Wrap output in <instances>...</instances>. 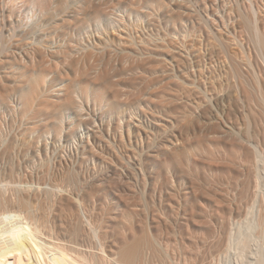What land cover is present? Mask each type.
Segmentation results:
<instances>
[{
  "label": "rangeland",
  "instance_id": "rangeland-1",
  "mask_svg": "<svg viewBox=\"0 0 264 264\" xmlns=\"http://www.w3.org/2000/svg\"><path fill=\"white\" fill-rule=\"evenodd\" d=\"M2 1L3 0L0 1V12H1L0 13V64H1L0 65V91L7 89L8 88L7 86L10 87L11 85V87L8 89L11 92L6 94L7 100L5 98V102L3 103V105L0 106V114L2 115V118H3V119L1 118L2 125H0V127L2 126V130L0 132V183L1 185L4 184L3 187H5L3 188L0 185V197L2 199L0 203L2 204L3 202L2 204L3 207H6V208L15 207V209H17L16 208L18 207L17 199H19L20 196L23 197L25 193H26L25 196L34 195L35 197L32 196L30 198L32 199V198H36L38 194V197L36 198L37 201L35 199H33L32 201L34 203V206H35L34 210L36 213L43 212L41 210L43 209L46 215L49 214V216L47 215L48 218L50 220H53L54 223L57 222L58 224L59 223L65 224L66 222L72 223L71 221H73L74 222L73 224L76 225L84 220L83 222H85L86 226L83 225L84 223L82 222L83 224L80 223L81 226L79 227H81L82 230L84 229L85 233L90 232L88 231V228L90 229V227L87 228L88 224L86 223L88 222L86 221V218H85L86 216L89 217L90 220L92 219L94 221L93 222L94 225L97 224V226L95 225L97 227V230H99L102 233V235L105 236L104 242L107 243L106 251H108L109 253L113 251L112 249L117 248L119 244H122L124 239H127V238L130 239L135 236L141 237L143 234L148 233L149 235L148 234L147 235L149 237L151 235L150 238L151 239L153 238L152 239L153 241L156 238H157L156 239L157 241L156 240L154 241L156 250L147 249L146 251H144V253L146 252L143 257V261L145 264H217L219 260L221 264H250V263L253 264V262L255 263L254 261L255 253L259 251L257 249H260L258 248L260 244L261 245H264V244H263L262 239L257 240L256 238H254L255 237L253 235L255 232L254 230H253V233L251 234L253 236H251L252 238L250 239V243H249L250 249L246 248L245 252H243L244 255L239 253L238 252L239 250L236 251L235 249L233 250V248H229V250L224 249V247L221 245V241H223L225 238H228L229 232L231 233L232 231H235L237 234L238 229H239V232L246 231L248 233L249 232V230H247L248 228L247 225H249L248 221L253 223L252 222L253 220H249L253 215H250L251 216L250 217V216H246V214L244 213L245 208L247 210L249 206H252V203L248 204L247 197L245 195L243 196V194L240 193V191L242 190L241 188L243 186V185H240V184H243L242 179L240 177H239L240 178L239 180L234 179L233 177H231L232 176L231 173H228L231 175H228L226 172L222 173L219 171H215L213 173L210 171L207 172V170L205 169L206 172H203L205 170H200L201 172L200 174H198V179L199 177L200 179L196 181L197 179L194 178L196 176L194 175L196 174V171L195 170L191 171L190 169L192 167L188 170H185L187 169L186 165H183L185 168L184 172L178 169L181 167H178V168H174L173 170L172 169L169 170L171 172H168V173L162 172V174L158 176L159 168L157 164H154V160H153L156 154L162 153L163 150H165L168 147V145L169 146L171 145V141L173 144H175L177 141L179 142L180 137H182L181 139L185 141V145L187 144L189 145V143L192 145V146L189 145L191 147L188 146V148L190 149L194 148L193 145H195V142L192 140H194V138L196 137H194L195 132L192 129V125H193L192 120L195 119V117L198 115V112L200 111L199 110L200 107L201 108L207 107L210 104L208 102L209 100H207L206 103L204 102L208 98V93H205L202 90H198V88L200 89V87L197 88L195 86H199L200 83H204V85H208L210 83L222 82L224 78L223 74H221V76L215 77L217 79L214 78V81H213V80H208L209 78L208 76L210 74H207L206 71L207 69L209 71L211 69L215 71V74H219V71L222 73L221 71L222 64L223 66L225 65V62L222 59L223 61L220 60L218 62H215V64L217 63L215 66L214 64L212 65V67H209L208 65H206L208 67L205 66L204 70L202 68L201 69L198 68L202 72H200L197 69L196 67L197 61L195 60L197 59L196 57H199L200 54H201V57L202 55H204V57L207 56L208 51L210 50L209 48H212L211 47L212 40L211 39L207 40L208 38L207 34L202 31H207V30L210 31L212 30L210 28L216 29L218 27V33H219L218 35H221L222 33L220 34V32L222 31L224 32V29L222 28L223 26L221 27L222 22H220L222 19L221 16L225 15L224 13L225 10L227 14L231 12V8L233 7L232 11L234 12L235 10L236 13L232 12L233 13L232 15L229 13V15H231L233 18L231 17L232 18L231 19L229 17V19H227L229 15H226L225 17H223V19L225 18L227 19V21L225 19V22H227L229 25H227V23L225 25L224 20H222L224 22L223 23L224 26H226L224 27L226 28L225 31L226 32L229 31L228 32L229 34L230 28L231 30H233L232 28L234 27V24L236 22L234 18L239 16L238 15L239 13L237 12L243 9V6H242L243 0H241L242 2L238 0L240 3H238V1L236 0L238 3L237 5L242 3L241 5L236 6V7H235L236 2L234 0H222L224 4L221 3V0H218V1L217 0H214V1L201 0V3H200V0H195V1L194 0H166V3H165V0H163V3H165L166 5L165 4L161 5V7L163 6L162 9L160 6L156 8L157 5H155V3L151 5V6L154 5V7L152 8L150 4L147 2V0H140V1L138 0V2L137 0H119V1L118 0H108V1L107 0H98V1L96 0L97 2L95 0H93V2L92 0H90L92 4H95V5L96 3L101 1V4L98 3L97 5L98 6L100 5L99 8L100 9L102 8L100 11L104 13V14H101L102 19L100 18L102 21L100 20L99 22H97V20H95L94 17L91 18L87 16V18H85L84 21L88 20L89 22L88 21L87 23L85 22L86 26L84 25L83 27L85 29L83 28L79 29L80 31L77 28L75 29L73 25H70V27H72V29H70L69 27V31L70 30L71 31L70 33L69 32L68 33L70 35L68 33L64 34L66 36L60 35V36H64V40L67 39L66 40L67 43L63 42L64 41L63 37L56 35L57 32L55 31L45 30V32L43 31L44 32L43 33L42 32L43 29L41 30L40 27L36 26L33 23V22H36L38 17L29 18L30 14H26V12L28 13V11L23 10L24 8H21L19 11L15 10V12L12 14L11 17L9 15H8L9 17H7L5 16V14L3 15L2 10L5 9L4 8L5 4H3ZM68 1L71 2V3L69 2L70 6L71 7L73 6L72 10L75 7L78 11L79 7L83 5L85 0H81V1L74 0V4H73V0L72 1L68 0ZM260 1L262 0H259L258 5L259 3L264 4L263 3L264 0L262 2ZM76 2L79 6L76 5ZM80 2L82 3L80 4ZM117 2L119 3L117 4ZM187 2L188 4H186ZM210 2H214V3H210ZM247 2L248 0H246V2L244 0V4H245L244 7H246V5L249 3ZM144 3L147 5H145ZM215 5L216 7L218 6L217 7L218 9H220V11L218 9L215 10L217 14L213 12L214 10L212 11ZM177 6L178 7L180 6L181 8L180 7L178 8ZM146 7H148V9ZM239 7L242 9H240ZM261 7L260 9L262 10L261 11V15H262L264 12L263 11L264 5H261ZM75 8H74L75 10L74 12L77 14L76 16L78 17L79 12H81V8L79 9L78 12L76 11ZM236 8L237 10L238 9L239 10L237 11ZM132 9L133 11L134 9H136L137 11L135 10V12L138 13L139 15L133 11H130ZM156 9L158 10V13H156ZM147 12L148 13L151 12V13L147 14ZM218 12L223 14L221 15L219 13L221 15L220 16L221 18L217 17ZM212 13H214L213 17L214 19H216V22L218 24L213 22L214 19L212 17L213 15ZM25 15H27V17ZM207 15L209 17H207ZM4 16L7 18H5ZM197 16L198 18L200 16L201 19L200 18L197 19ZM82 17L84 16L83 14L81 15L80 13L79 18H82ZM261 17L264 18V14ZM181 18L183 21L180 20ZM202 18H203V22L206 23L205 27L207 28L208 26L210 30L208 28L205 29L204 27H202L200 29L201 31L199 30L200 31L199 33L198 31L199 25H197V23L199 21L200 23H202L201 22ZM32 19L33 20L35 19V20L33 21ZM196 19L198 22L196 21ZM202 24H200V27L202 26ZM215 24L219 26L216 27ZM11 25H13L12 27L15 28L13 29V31L11 30L12 29ZM99 25H102V27H100ZM194 25L196 26V28ZM4 26H5V29H4ZM227 26L229 28H227ZM219 27H221L220 31H219ZM36 28L39 30L36 31L37 30ZM11 32L12 33L15 32V34L13 33L14 35L12 36ZM71 32L73 34H71ZM226 32L224 33L226 34ZM41 33H43L44 35L42 34L43 35L42 36ZM209 33L208 35L211 37L212 34H209ZM224 33L222 34L223 38H225ZM232 33H231L232 36L230 35L231 37L234 36L236 38H239L242 32L237 31V33L235 32V34H232ZM214 34H217L216 31ZM201 35L202 36L204 35V36L201 37ZM24 36L27 38H25ZM245 36L246 35L243 34L242 37L240 36L241 38L239 39H244ZM99 37L102 41L99 39ZM108 37H111V39H109ZM204 37L206 38L207 42L209 41V44L205 42ZM234 37L232 39L235 40L236 38ZM239 39H236L238 41L237 44L235 41H232V40L230 43L233 42L237 47L241 43L243 44L248 43L245 40L247 39L246 37L244 40L242 41L240 40L241 41L240 43H239ZM129 41L131 42V44ZM41 42L42 44H40ZM103 42L104 43L106 42V43L104 44ZM199 43L202 44V46H200L201 50L197 46V45H200ZM203 43L205 46L203 45ZM66 44L67 45L69 44L70 46L67 47ZM206 44L208 46L210 45L209 48L208 46H206ZM234 44H231L233 46L230 45L231 46L230 50L235 48L234 50L236 51L237 47ZM41 45H44L45 47H41ZM105 45H107L106 48H105ZM244 45L245 47H247L246 46L247 44H244ZM36 47L41 48V49L43 48L42 51L45 54H48L54 50H55L54 52H56L58 50L65 49L66 47L71 48L69 50L72 52H69V53L70 54L72 53L71 54L72 56H70L72 60L79 59V61H81L84 55H87V54H89V57H87V59L92 57L90 58L92 61L90 59H88L87 61L86 59L87 61L86 62L84 59L85 64L84 62L80 63L78 61L79 62V65H77L78 67L73 66L74 64L72 65L70 63L71 61L70 62L68 61V58L66 62H64V60H61L64 63L60 62L61 63L60 65H58L59 63L56 64L58 65L57 68L59 69H57L56 67L54 68L52 67V69L54 70L56 69V70L55 71L53 70L51 72L52 74L51 73L48 74L49 76H47L46 86H45L46 90L50 89L48 92L49 95L47 94L50 99L56 100V98L60 97L62 93H64L67 90L68 87H69L68 88L69 90L73 88V83L75 81L77 82L76 78L81 76V75L79 76L80 74L79 72H76V75H75V69L78 68V71H79V70H82L83 68L84 69L86 68L87 73L91 74L89 77H92V79H94L95 77V75H93L94 73L97 74L96 76H98L100 74H105V72L108 71L106 72V75L108 74V77L109 79H111L110 81H112V83L116 84L117 82H120V83H117L118 85L120 84L119 86L117 85V87L118 89L122 91L117 89L119 93L117 94V99H115L116 101H118L119 99V101L115 102L113 100L114 98L112 99L110 96H108L110 94L106 93V91L104 94L99 95L98 93L101 90L98 88L97 85H96V89L98 88L99 91L95 89V85H94V87L93 86L90 87L91 90L93 89L92 93H90L91 90H88L90 91L88 93L89 97L85 99L83 96V99H82V95L80 92H78L79 89L77 87L76 88L77 91H74L77 95H75V93L73 95L76 96V98L74 97L77 101L76 103L79 104L80 102L79 108L81 107L80 109L82 110L78 109V107L77 108L73 107L71 108V110L69 109L68 111H66L65 114L62 115L63 122L65 121L64 125L66 129L63 131V133L61 132L59 134V138H58V135L56 136V134L53 133V131L48 132L46 128L43 127L45 124L44 123L45 117L43 115L44 113L42 114L41 111H38L37 109L38 106H36L35 103L33 105V108L35 109V110L33 109L34 111L33 113L35 114H32L34 117L32 115L30 116L31 118L30 117L27 118L26 116H24L26 118L25 119L24 117H22V113H20L22 112L21 110L22 107H21V101L18 96V93L17 91L15 92L16 88L14 89L12 87H16L15 85H17V82L19 81V79H21L20 81H22V79H24L27 75H29L28 74L29 72L23 73V71L25 69H28L27 67H31L30 60L32 57L31 56L32 52H33L31 49H34ZM235 51H233V53ZM198 52H199V55L197 54ZM5 53L6 54L8 53V55H5ZM81 55H83V57H81ZM73 57H75L76 59ZM47 59L53 64V60L51 61V58L49 60L48 56H46L45 64H44L45 66L47 65V61H46ZM65 63H67V65L70 63V65H72L71 67L74 70L73 69L70 70L68 68L70 67L69 65L68 67H66V65H64ZM24 65L26 66V68L23 67ZM119 67H121V71ZM66 68L69 69L70 71L67 70ZM60 69L61 70L64 69V70L61 71ZM13 70H15L17 73ZM99 71L100 72L103 71V72L100 73ZM21 72L23 73V75H21L22 74ZM120 73L122 74L120 75ZM112 74H114L113 77H112ZM70 75H71V78L75 77L74 82L72 80L73 78L72 79L70 78ZM202 75L205 76V78L207 79L205 80L206 83L204 80H201L200 76ZM62 76H64V78L66 79L62 78ZM66 76L69 78H67ZM125 77L128 78L129 80L126 79ZM121 78L128 80L127 82H130V83H127L124 80L127 83L126 84L124 82L125 83L124 85L123 80L122 81L118 80ZM130 78L132 79L130 80ZM49 79L50 80L52 79V80L50 81ZM198 80H201L203 82L200 81L199 83ZM75 85L78 86V82L75 83ZM198 91L200 93L204 92L203 96H205L206 99L203 96L201 97V99L203 100L198 99L197 97H199L200 95V94L198 95L199 93ZM96 94H98L99 96H102L101 97L102 100L98 98ZM103 96H105V98H103ZM107 98L109 99L107 100ZM85 100L86 101L88 100V101L86 102ZM112 101L120 104L118 105V108L115 111L112 109L111 104H109V102H112ZM198 101L200 103L199 105L197 103ZM77 109H78V112L79 110L81 112L80 113H78L77 111L75 112V110ZM211 110H213L214 112L216 111L213 106L211 107ZM36 112L37 113L40 112L41 114L40 113L37 114ZM76 113L78 114L80 119L76 116L77 115ZM38 120L40 122H38ZM45 132H48V133H45ZM26 133L28 134L26 135ZM15 137L17 139H15ZM21 138L23 139L21 140ZM174 138H176V140ZM181 139L179 143H184L183 140ZM11 140L12 141L16 140V141L12 142ZM187 141H189V143L186 144ZM178 142L176 144H179ZM11 146H12V149H11ZM160 147H161V150L159 149ZM10 149L13 152L14 151L15 152L14 153L11 152ZM23 149L25 150L23 151ZM195 150L194 151L197 153L198 148H196V146H195ZM54 160H55V163H54ZM57 160L60 161V164H56L57 162L59 163V161ZM78 163H81V164H78ZM67 168H69V170ZM67 170L70 172L74 171L75 173L79 172L77 173L79 174V177L77 176L78 179L80 178L79 181L76 180V183H74V180L72 181L70 180V178L66 177L68 176ZM202 172L204 174L205 173L206 174L208 173V174L204 175ZM197 173H199L198 170H197ZM201 174H203V178ZM208 179L209 181H211V183L208 181ZM232 180L235 182L238 180L237 184L233 182ZM35 182H36V185H35ZM198 182H200L201 185H198L199 184ZM28 185L31 186L30 189H28ZM54 185L56 187L58 185L60 186L55 188ZM46 190L47 192L50 191L53 195L52 194L50 195V193L47 194V192H45ZM77 195L79 197H77ZM80 195L81 196L83 195V196L80 197ZM212 196H214L215 198ZM242 196L243 198H241ZM45 197L48 198L50 202ZM78 198H80V200ZM77 199H78V202L76 201ZM215 199L219 203L220 202L221 203L220 204L217 203ZM223 199L227 200L228 203L227 201L224 202ZM61 201L62 203L64 201V205L68 203L69 204L73 203L70 206L71 207L73 206L72 208L74 209V211L79 210L78 212L76 211L79 215V218L77 215L74 216V214H77L76 212L74 213V211H73V216L70 215L71 218L73 217L72 220L68 215L67 217L66 215H64L63 217H61L62 215L59 216L60 214L58 212H61V210L59 209L62 203L60 204L58 202H61ZM80 202L82 204H80ZM35 203L37 204L39 208L36 207ZM41 203L42 205H39ZM48 204L50 205L48 206ZM43 205L45 206L47 205V207H44ZM75 206L80 209L78 208L76 209ZM84 206L86 208H84ZM56 209L59 210L57 212L58 214L56 213L57 211ZM82 209H84V211ZM231 211L234 213H232ZM235 211H238L240 213L238 214V212H235ZM84 214L85 215L87 214V215L85 216ZM240 214H242L243 216ZM56 216H59V217L57 218ZM55 217L58 220L54 219ZM64 217H66L64 219L66 220V222L63 220L65 223H62L63 221L61 220V218H64ZM211 217H212L211 219L212 222L210 221ZM67 218H70V219H68L67 221ZM76 218H78L79 220ZM190 218H192L193 222L190 221L191 220ZM215 218H218V221H214ZM59 219L61 220V222ZM221 219H224V220H221ZM126 221H128V223ZM97 222H99V225ZM244 222L246 223L248 222V224L246 225V223ZM222 223L224 224L226 223V224L224 225ZM233 224L234 225L238 224V225L234 226ZM68 225L69 224H67V226ZM209 227L212 229V232H211L212 237L210 236L211 239L208 238L207 243L208 242L209 243L208 244L206 243V246H202V247L200 246L201 248L199 247L198 249L197 240L202 238V235H203L202 233H204V235L205 233H207V230ZM251 231L249 232V234L251 233ZM87 233L83 234L82 232V234L85 236L83 237L81 236V239L83 238L82 240L79 238V241L81 242H79V246L77 245V249H79L81 253L83 252L87 254L90 252L93 254L96 252L95 250L97 249L95 246L97 245V239L95 238L94 240V236L92 238L91 236L86 237L88 236ZM157 242L158 244H156ZM195 244L197 248H195ZM215 245L217 247H215ZM218 246L221 249V251L218 248ZM73 247H76V245L74 244ZM263 247L264 246H262V248ZM209 248L211 251L209 250ZM191 250L193 252H191ZM225 250L226 251L228 250V251L226 252ZM153 251L154 252L157 251V252L154 254ZM218 251L221 253H219ZM241 255L243 256L242 259L244 258L243 260L240 259ZM143 261L140 264H144Z\"/></svg>",
  "mask_w": 264,
  "mask_h": 264
},
{
  "label": "bare ground",
  "instance_id": "bare-ground-1",
  "mask_svg": "<svg viewBox=\"0 0 264 264\" xmlns=\"http://www.w3.org/2000/svg\"><path fill=\"white\" fill-rule=\"evenodd\" d=\"M1 1V0H0ZM72 1V0H71ZM81 1V0H80ZM96 1V0H95ZM94 1V3H95ZM98 1V0H97ZM96 1V2H97ZM108 1V0H107ZM119 1V0H118ZM140 1V0H139ZM195 1V0H194ZM214 1V0H212ZM218 1V0H217ZM236 3H235V7L236 6H239L237 5L238 3L242 2L240 0V2L236 0H234ZM263 1V0H262ZM260 1V2H262ZM5 2V3H4ZM70 1L68 0H3L2 3L5 4V9L2 10L3 11V15L5 14V16L7 17H11L12 14L15 12V10H20L21 8H24L23 10H27L28 13L26 12V14H30L29 18H37L36 22H33L36 26L40 27L42 32L45 30L46 31H55L57 32L56 35L60 36V35H64L66 33H70L69 31V27L70 25H73L75 27V29L77 28L78 30L79 29H82L85 25V22L87 23V21H84L85 18L88 17H91L95 20H97V22H99L102 18H101V14H104L102 13L99 8V6L97 5L98 3L101 4V1H99L98 3L95 4H92V2L90 0H85L83 5L81 7H79V9L81 8V12H79V15L81 13V15L83 14L84 17L82 18H79V15L78 17L76 16L77 14L74 12V8L72 10V7L70 6L69 4ZM79 2V1H77ZM76 2V5H78ZM104 2V1H103ZM121 2V1H120ZM132 2V1H130ZM138 2V0H137ZM145 2V1H144ZM147 2L150 4V6L155 3V5H157L156 8H158V6L161 7V5L165 4L166 3V0H165V3H163V0H147ZM146 2V3H147ZM170 2V1H169ZM228 2V1H227ZM246 2V0H245ZM249 2V3H248ZM248 4L246 5V7H244V0H243V9L237 13H239L237 17H235V24H234V27L232 28L233 30H231L230 28V33L228 34V32L225 31L226 26H224V24L226 25L227 22H225V19H223V17H225L226 15H229V13L232 15L233 13H236L235 12V8L233 9L234 12L232 11V8H231V12H229L228 14L224 11L225 15L224 16H221L223 14H221L220 12H218V15L217 17L221 18V21L222 24H221V27L224 29V32H226V34L222 31L220 32V34L224 33L225 34V38H223L222 34L221 35H218V27L219 25H217L218 23L216 22V19H214V13L215 10H217L218 6L214 7V9H212V11L214 13H212V17H213V22L217 23L215 24V26L217 27L216 29H213V28H210L212 30H210L207 26V28L210 30L208 31L209 34H212L211 37L208 35L207 31H202L204 33L207 34V40L208 39H211L210 41L212 42V48H209V46L206 44V46H208V54L207 56L204 57V55H202L201 57V54L199 57H196L199 55V52L197 53L198 55H196L195 57L197 59H195L197 62H196V67L197 69L198 68H202L203 70L205 69V66L208 65L209 67H212V65L214 64V66L217 64H215V62H218L220 60H224L225 62V65L223 66L222 64V67H221V71L222 73L219 71V74H215V71L214 70H211L210 71L207 69V74H210L208 77V80H213L214 81V78L217 77V76H221V74H223L224 78H223V81L222 82H219V83H210L208 85H204V83H200L201 80H207L205 78V76H200L201 77V80H198V82L200 83L199 86H195V87H200V89L198 88V90H202L204 91L205 93H208V98L206 99L204 95V92H201L203 94H201L199 91L198 95L199 97H197L198 99L200 100H203L201 99V97L203 96L206 100L204 101L206 103L207 100H209L208 102L210 103L209 105L212 107L215 108V112L213 110H211V107L208 105L207 107H200L199 108V112H198V115L195 117V119L192 120V129L193 131L195 132V136L196 138H194V141L195 142V145L194 146V150H195V146L196 148H198L197 150V153L193 150V149H190L188 148L189 145H191L189 143V141L186 142L189 143V145H185V141L183 139H181L182 137H180L181 140H183L184 143H179L180 142V139H179V144H173L172 141H171V145L163 150L162 153H159V154H156L154 156V164H157L158 165V168H159V172H158V176H160V174H162V172H171L169 170H173L174 168H178V167H181V168H178L180 169L182 172H184L185 170H188L191 168L190 170L193 171L195 170L196 171V175L194 178H196L198 181L200 179H198V174H200V170H207L210 171V172H215V171H219V172H222V173H231L232 176L234 179H242V183L243 184H240V185H243L242 186V190L240 191L241 194H243V196L245 195L247 197V201H248V204L249 203H252V206H249L246 210L245 208V214L246 216H250V215H253V216L249 219V220H253L251 223L250 221L249 222V225L248 222H244L246 223L247 225V230H249V232L251 231V233L249 234V232L247 233L246 231L244 232H239V229H238V232L236 234L235 231H232L231 233L229 232L228 234V238H225L223 241H221V245L224 247V249H228L229 248H233V250L235 249L236 251H238L239 253H241L242 255H244L243 252H245L246 248H249V243H250V239L252 238L251 236H255L254 238H256L257 240L258 239H262L263 240V244H264V18H262L261 16H263V14L261 15V5H264L262 3H259L258 5V2L259 0H248ZM71 3V2H70ZM82 2H80L81 4ZM105 3V2H104ZM107 3V2H106ZM119 2H117L118 4ZM123 3V2H122ZM126 3V2H125ZM194 3V2H193ZM196 3V2H195ZM198 3V2H197ZM200 3H201V0H200ZM210 3H214V2H210ZM216 3V1H215ZM221 3L224 4V2H222L221 0ZM220 3V4H221ZM231 3V2H230ZM264 3V2H263ZM73 4H74V0H73ZM133 4V3H132ZM145 4V3H144ZM175 4V3H174ZM188 4V2L186 3ZM227 4V3H226ZM113 5V4H112ZM122 5V4H121ZM120 5V6H121ZM131 5V4H130ZM147 5V4H145ZM166 5V4H165ZM164 5V6H165ZM184 5V3H183ZM214 5V4H213ZM219 5V4H218ZM75 6V5H74ZM79 6V5H78ZM116 6V5H114ZM149 6V5H148ZM186 6V5H185ZM196 6V5H195ZM212 6V5H211ZM226 6V5H225ZM2 7V6H1ZM152 8L154 7L151 6ZM163 7V6H162ZM161 7V9H162ZM178 7V6H177ZM180 7V6H179ZM178 7V8H179ZM190 7V6H189ZM200 7V6H199ZM221 7V6H220ZM219 7V8H220ZM230 7V6H228ZM227 7V8H228ZM261 7V9H260ZM148 9V7H146ZM181 8V7H180ZM264 8V7H263ZM76 9V8H75ZM78 9V11H79ZM127 9V8H126ZM131 9V8H130ZM160 9V8H159ZM230 9V8H229ZM136 9H133L130 10V11H133L135 12ZM155 10V9H154ZM186 10V9H185ZM200 10V9H199ZM205 10V8H204ZM220 11V9H218ZM237 10V8H236ZM239 10V9H238ZM237 10V11H238ZM77 11V9H76ZM77 11V12H78ZM137 11V10H136ZM228 11V9H227ZM264 11V10H263ZM104 12V10H103ZM154 12V11H153ZM163 12V11H162ZM233 12V13H232ZM1 13V12H0ZM75 13V14H74ZM136 13V12H135ZM151 13V12H150ZM147 12V14H150ZM155 13V12H154ZM156 13H158V10L156 9ZM209 13V12H208ZM221 15H220V14ZM106 14V13H105ZM131 14V13H130ZM129 14V15H130ZM134 14V13H133ZM138 14V13H136ZM146 14V15H147ZM168 14V13H167ZM166 14V15H167ZM170 14V13H169ZM173 14V13H172ZM217 14V13H216ZM9 15V16H8ZM132 15V14H131ZM139 15V14H138ZM143 15V14H142ZM210 15V14H209ZM229 15L227 17V19H229V17L231 18L232 16ZM2 16V15H1ZM4 16V17H5ZM27 17V15H25ZM136 16V15H135ZM169 16V15H168ZM183 16V15H182ZM201 16V15H200ZM199 16V18L201 19V17ZM216 16V15H215ZM221 16V17H220ZM5 17V18H7ZM81 17V16H80ZM103 17V15H102ZM137 17V16H136ZM203 17V16H202ZM206 17V16H205ZM207 17H209L207 15ZM211 17V18H212ZM13 18V17H12ZM22 18V17H21ZM101 18V19H100ZM169 18V17H168ZM167 18V19H168ZM198 16H197V19H199ZM233 18V17H232ZM231 18V19H232ZM237 18V20H236ZM17 19V18H16ZM106 19V18H105ZM196 19V21H197ZM210 19V18H209ZM226 19V21H227ZM6 20V19H5ZM9 20V19H8ZM11 20V18H10ZM33 20V19H32ZM35 20V19H34ZM33 20V21H34ZM94 20V21H95ZM141 20V19H140ZM176 20V19H175ZM182 20V18L180 19ZM224 20V22L222 21ZM93 21V20H91ZM102 21V20H101ZM137 21V20H136ZM139 21V20H138ZM179 21V20H178ZM183 21V20H182ZM185 21V20H184ZM212 21V20H211ZM219 21V20H217ZM229 21V20H228ZM30 22V21H29ZM89 22V21H88ZM96 22V23H97ZM198 22V21H197ZM202 23H200V21L197 23V25H199V29L198 31L204 27L205 29H207L205 27V22H203V18H202ZM208 22V21H207ZM202 24V26L200 27V24ZM224 23V24H223ZM9 24V23H8ZM14 24V23H13ZM17 24V23H16ZM22 24V22H21ZM102 24V23H101ZM212 24V23H211ZM220 24V23H219ZM233 24V23H232ZM230 24V25H232ZM19 25V24H18ZM25 25V23H24ZM23 25V26H24ZM34 25V26H35ZM88 25V24H87ZM227 25H229L227 23ZM13 25H11V30L13 31V28L12 27ZM16 26V25H14ZM86 26V25H85ZM100 27H102V25H99ZM106 26V25H105ZM195 26V25H194ZM211 26V25H210ZM209 26V27H210ZM197 27V28H198ZM213 27V26H212ZM219 27V31H220V28ZM232 27V26H231ZM99 28V27H98ZM196 28V26H195ZM215 28V27H214ZM227 28H229L227 26ZM4 29H5V26H4ZM17 29V28H16ZM32 29V28H31ZM30 29V30H31ZM37 29V28H36ZM70 29H72V27H70ZM85 29V28H83ZM87 29V28H86ZM97 29V28H96ZM222 29V30H223ZM9 30V29H8ZM39 29H37L36 31H38ZM102 30V29H101ZM118 30V29H117ZM197 30V29H196ZM204 30V29H202ZM217 34H214L215 31ZM229 30V29H228ZM10 31V30H9ZM27 31V30H26ZM80 31V30H79ZM77 31V32H79ZM84 31V30H83ZM99 31V30H98ZM97 31V32H98ZM103 31V30H102ZM197 31V32H198ZM201 31V30H200ZM199 31V33H200ZM213 33H212V32ZM237 31L239 32H242L241 34L243 35H246L245 37L247 39H244L248 42V43H244V44H247L245 47V45L243 43H241L240 45H238V47L232 42V41H235L236 44H237V40L236 39H239L242 37V35L240 34L239 38H236L235 40L232 39L233 37H231V33L232 34H235V32L237 33ZM17 32V31H16ZM31 32V31H30ZM43 32V33H44ZM15 34V32H13ZM12 32V36L14 35ZM18 33V32H17ZM34 33V32H33ZM36 33V32H35ZM40 33V32H39ZM41 33V35L43 34ZM68 33V34H69ZM76 33V32H75ZM82 33V31H81ZM86 33V32H85ZM102 33V32H101ZM25 34V33H24ZM48 34V33H47ZM50 34V33H49ZM67 34V35H68ZM71 34H73L71 32ZM204 34V35H206ZM26 35V34H25ZM28 35V34H27ZM32 35V33H31ZM36 35V34H34ZM44 35V34H43ZM42 35V36H43ZM46 35V34H45ZM52 35V34H51ZM55 35V34H54ZM70 35V34H69ZM68 35V36H69ZM113 35V34H112ZM127 35V34H126ZM203 35V36H204ZM229 35V37H228ZM231 35V36H230ZM16 36V35H15ZM21 36V35H20ZM66 36V35H64ZM64 36H60V37H63V40H64ZM74 36V35H73ZM96 36V35H95ZM201 35V37H203ZM237 36V37H238ZM25 37V36H24ZM35 37V36H34ZM70 37V36H69ZM98 37V36H97ZM116 37V36H115ZM120 37V36H119ZM127 37V36H126ZM210 37V38H209ZM231 37V38H230ZM17 38V37H16ZM15 38V39H16ZM27 38V37H25ZM29 38V37H28ZM36 38V37H35ZM40 38V37H39ZM56 38V37H55ZM66 38V37H65ZM71 38V37H70ZM109 39H111V37H108ZM114 38V36H113ZM118 38V37H117ZM128 38V37H127ZM230 38V39H229ZM22 39V38H21ZM30 39V38H29ZM33 39V37H32ZM41 39V38H40ZM51 39V38H50ZM49 39V40H50ZM61 39V38H60ZM69 39V38H68ZM98 39V38H97ZM100 39V37H99ZM105 39V38H104ZM244 39H239V43L244 40ZM47 40V39H46ZM62 40V39H61ZM67 40V39H66ZM66 40H64L63 42H66ZM70 40V39H69ZM101 40V39H100ZM106 40V39H105ZM115 40V39H114ZM130 40V39H129ZM204 40L205 42H207L206 38L204 37ZM241 40V41H240ZM23 41V40H22ZM31 41V40H30ZM36 41V40H35ZM53 41V40H52ZM102 41V40H101ZM109 41V40H108ZM113 41V40H112ZM134 41V40H133ZM199 41V40H198ZM197 41V42H198ZM245 41V42H246ZM12 42V41H11ZM10 42V43H11ZM26 42V41H24ZM70 42V41H69ZM110 42V41H109ZM107 42V43H109ZM130 42V41H129ZM203 42V41H202ZM201 42V43H202ZM210 42V44H211ZM244 42V41H243ZM9 43V45H10ZM19 43V42H17ZM22 43V42H21ZM32 43V42H31ZM30 43V44H31ZM67 43V42H66ZM96 43V42H95ZM102 43V42H101ZM100 43V44H101ZM104 43V42H103ZM106 43V42H105ZM104 43V44H105ZM113 43V42H112ZM209 44V41L207 42ZM23 44V43H22ZM29 44V43H28ZM39 44V43H37ZM42 44V42L40 43ZM62 44V43H61ZM60 44V45H61ZM65 44V43H64ZM70 44V43H69ZM67 45V47H69L70 45ZM111 44V43H109ZM131 44V42H130ZM200 44V43H199ZM231 44H234L237 48H236V51L234 49L230 50ZM243 44V45H242ZM15 45V44H14ZM19 45V44H18ZM21 45V44H20ZM24 45V44H23ZM63 45V44H62ZM72 45V44H71ZM102 45V44H101ZM100 45V46H101ZM108 45V44H107ZM105 45V48L106 46ZM126 45V44H125ZM128 45V44H127ZM204 45V43H203ZM231 45V46H230ZM16 46V45H15ZM22 46V45H21ZM20 46V47H21ZM25 46V45H24ZM37 46V45H36ZM40 46V45H39ZM59 46V45H58ZM57 46V47H58ZM64 46V45H63ZM62 46V47H63ZM130 46V45H129ZM133 46V45H132ZM199 48L200 46H202V44L200 45H197ZM205 46V45H204ZM203 46V47H204ZM12 47V46H11ZM19 47V46H18ZM32 47V46H31ZM41 47H45L44 45H41ZM48 47V46H47ZM56 47V48H57ZM65 48V49H62V50H58L56 52L52 51L48 54H45L41 48H34V49H31L33 52H32V57H31V62H30V66L31 67H27L28 69H25L23 71V73H26V72H29L24 79H22V81H20L21 79H19V81L17 82V85H15L16 87H12V88H16L15 92L17 91L18 93V96L20 98V101H21V110L22 112V117L26 116L27 118L30 117L32 114H35L33 113V105L34 103L36 104V106H38V111H41L42 114L44 115V126L46 128V130L49 132V131H53V133L56 134V136L58 135V138H59V134L66 129L65 128V125H64V122H63V118H62V115L66 113V111H68L69 109L71 110V108H79V104H77L76 102V96H74L73 94L75 93L74 91H77L76 88L78 87L79 91L82 95V99H83V96L85 99H87L89 97V92L88 90H91L90 87H94L95 85V89H96V85L98 86V88L101 90L99 91L98 88L96 90L99 91V95L100 94H104L105 91L106 93H109L110 96L115 102H118L116 101L115 99H117V94L119 93L118 90V87H117V83H120V82H117L116 84L115 83H112V81H110L111 79H109L108 77V74L106 75V71L105 74H100L98 76H96L97 74H93L95 75L94 79H92V77H89L91 74L87 73V70L86 68L82 69V70H79L78 71V68L75 69V75H76V72H79V76H76L78 78H76L77 82H78V86L75 85V83H77L76 81L74 82V78L72 79L71 78V75H70V78L73 80V88H71L70 90L67 88V90L62 93V95L58 98H56V100H52L49 98V90H46L45 86H46V79H47V76H49L48 74L51 73L54 69H52V67H58V65H60L63 61L61 60H64V62H66L67 58H68V61L73 65V66H77L79 65V62H84V59L86 61L87 57H89V54L87 55H81V57H83L81 59V61L78 60H72V58L70 56H72L69 52H72L70 51L69 49L71 48ZM74 47V46H73ZM99 47V46H97ZM197 47V48H198ZM246 49H245V48ZM14 48V47H13ZM17 48V47H16ZM26 48V47H25ZM50 48V47H49ZM206 48V47H205ZM73 49V48H72ZM101 49V48H100ZM104 49V48H103ZM203 49V48H202ZM238 49V50H237ZM5 50V49H4ZM48 50V49H47ZM74 50V49H73ZM198 50V49H197ZM201 50V48H200ZM16 51V50H15ZM46 51V50H45ZM87 51V50H85ZM207 51V50H206ZM233 51H235L233 53ZM4 52V51H3ZM23 52V51H22ZM15 53V52H14ZM26 53V52H25ZM87 53V52H86ZM92 53V52H91ZM90 53V54H91ZM201 53V52H200ZM19 54V53H18ZM27 54V53H26ZM31 54V53H30ZM4 55V54H3ZM5 55H8V53ZM28 55V54H27ZM76 55V54H74ZM73 55V56H74ZM93 55V54H92ZM90 55V56H92ZM48 56L49 60L51 58V61L53 60V64L48 61V59L46 60L47 61V65L45 66V57ZM29 57V56H28ZM94 57V56H93ZM5 58V57H4ZM30 58V57H29ZM70 58V59H69ZM75 58V57H73ZM79 58V57H78ZM92 58V57H90ZM88 58V59H90ZM95 58V57H94ZM93 58V59H94ZM126 58V57H125ZM76 59V58H75ZM87 59V61H88ZM123 59V58H122ZM10 60V59H9ZM91 60V59H90ZM95 60V59H94ZM217 60V61H216ZM222 60V61H223ZM6 61V60H5ZM4 61V62H5ZM16 61V60H14ZM28 61V60H27ZM79 61V62H78ZM86 61V62H87ZM92 61V60H91ZM61 62V63H60ZM63 62V63H64ZM90 62V61H89ZM94 62V61H93ZM195 62V61H194ZM222 62V63H224ZM6 63V62H5ZM15 63V62H14ZM17 63V62H16ZM49 63V64H48ZM59 63V64H58ZM70 63L68 64L70 67H68L67 63H65L64 65H66V67H68L70 70L73 69L70 65ZM221 63V62H220ZM29 64V63H28ZM58 64V65H56ZM85 64V62H84ZM87 64V63H86ZM94 64V63H93ZM1 65V64H0ZM4 65V64H3ZM17 65V64H16ZM26 65V64H25ZM23 66L24 68H26V66ZM81 65V64H80ZM63 66V65H62ZM91 66V65H90ZM93 66V65H92ZM206 66V67H208ZM78 67V66H77ZM83 67V66H82ZM86 67V66H84ZM123 67V66H122ZM134 67V66H133ZM15 68V67H14ZM21 68V67H20ZM81 68V66H80ZM91 68V67H90ZM120 68V71H121V67ZM125 68V67H124ZM123 68V69H124ZM135 68V67H134ZM220 68V67H219ZM4 69V67H3ZM17 69V68H16ZM52 69V70H51ZM59 69V68H57ZM67 69V68H66ZM67 69V70H69ZM105 69V68H104ZM130 69V67H129ZM21 70V69H20ZM56 70V69H55ZM54 70V71H55ZM61 70V69H60ZM64 70V69H62ZM61 70V71H62ZM69 70V71H70ZM74 70V69H73ZM86 70V71H84ZM107 70V69H106ZM118 70V69H117ZM199 70V69H198ZM5 71V70H4ZM3 71V72H4ZM15 71V70H13ZM91 71V70H90ZM124 71V70H123ZM132 71V70H130ZM200 71V70H199ZM7 72V71H6ZM16 72V71H15ZM59 72V70H58ZM72 72V71H71ZM100 72V71H99ZM98 72V73H99ZM103 71H101L100 73H102ZM125 72V71H124ZM202 72V71H200ZM17 73V72H16ZM22 73V72H21ZM20 73V74H21ZM23 73L21 75H23ZM66 73V72H65ZM69 73V72H67ZM110 73V72H109ZM115 73V72H114ZM118 73V72H117ZM218 73V72H216ZM19 74V73H18ZM52 74V73H51ZM74 74V73H73ZM89 74V75H88ZM122 73H120L121 75ZM4 75V74H3ZM58 75V74H57ZM66 75V74H65ZM64 75V76H65ZM92 75V76H93ZM111 75V74H110ZM109 75V76H110ZM114 74H112V77H113ZM126 75V74H125ZM201 75V74H200ZM206 75V74H205ZM11 76V75H10ZM64 76H62V78H64ZM69 76V75H68ZM119 76V75H118ZM117 76V77H118ZM4 77V76H3ZM9 77V76H7ZM17 77V76H16ZM67 77V76H66ZM111 77V78H112ZM179 77V76H178ZM11 78V77H10ZM9 78V80H10ZM15 78V77H14ZM19 78V76H18ZM54 78V77H53ZM59 78V76H58ZM69 78V77H67ZM126 78V77H125ZM221 78V77H220ZM66 79V78H64ZM128 79V78H126ZM126 79H118L120 81L123 80V84L125 85V83L129 80H126ZM132 78H130L131 80ZM179 79V78H178ZM217 79V78H215ZM13 80V78H12ZM50 80V79H49ZM52 80V79H51ZM50 80V81H51ZM70 80V79H69ZM126 82H125V81ZM17 81V80H16ZM15 82V81H14ZM125 82V83H124ZM197 82V83H198ZM203 82V81H201ZM212 82V81H211ZM48 83V82H47ZM127 83H130V82H127ZM126 83V84H127ZM206 83V81H205ZM69 84V83H68ZM194 84V83H193ZM48 85V84H47ZM53 85V84H52ZM75 85V87H74ZM120 85V84H119ZM118 85V86H119ZM72 86V85H71ZM8 87V88H7ZM6 88L7 89H4L2 91H0V106L3 105V103L5 102V98L7 100V96L6 94L10 93L11 91L8 90L10 87L7 86ZM65 88V87H64ZM3 89V87H2ZM94 89V90H95ZM118 89V90H117ZM12 90V89H11ZM93 90V89H92ZM92 90L90 93H92ZM13 91V90H12ZM57 91V90H56ZM110 91V92H109ZM122 91V90H120ZM14 92V91H13ZM95 92V91H94ZM93 92V93H94ZM97 92V91H96ZM102 92V93H100ZM52 93V92H51ZM121 93V92H120ZM197 93V92H196ZM48 94V95H47ZM61 94V93H60ZM98 94H96L98 96V98L101 99L102 96H99ZM221 94V95H220ZM75 95H77L75 93ZM207 95V94H205ZM6 96V97H5ZM9 96V95H8ZM53 96V95H52ZM96 96V97H97ZM107 96V95H106ZM75 97V98H74ZM109 97V98H110ZM78 98V97H77ZM103 98H105V96H103ZM107 98V100L109 99ZM110 98V99H111ZM99 99V100H100ZM111 99V100H112ZM9 100V99H8ZM102 100V99H101ZM109 100V101H111ZM80 101V100H79ZM86 101V100H85ZM88 101V100H87ZM86 101V102H87ZM104 101V100H103ZM114 101L112 102H109V104H111V107L112 109L115 111L117 108H118V103H115ZM9 102V101H8ZM85 102V103H86ZM201 102V101H200ZM7 103V101H6ZM5 103V104H6ZM78 105H76V104ZM102 103V102H101ZM198 105L200 104L199 101L197 102ZM81 106V105H80ZM202 106V105H200ZM108 107V106H106ZM121 107V106H120ZM9 108V107H8ZM83 108V107H82ZM14 109V108H13ZM78 109L75 110V112L77 111L78 112ZM198 109V107H197ZM5 110V109H4ZM9 110V109H8ZM20 110V111H21ZM35 110V109H34ZM43 110V111H42ZM82 110V109H80ZM79 110L78 113H80L81 111ZM111 110V109H110ZM19 111V110H18ZM37 111V110H36ZM74 111V110H73ZM112 111V110H111ZM120 111V110H119ZM31 112V113H30ZM70 112V111H69ZM113 112V111H112ZM19 113V114H20ZM37 113V112H36ZM40 112H38L37 114H39ZM121 113V112H120ZM18 114V115H19ZM41 114V113H40ZM77 114V113H76ZM33 116V115H32ZM38 116V115H37ZM41 116V115H40ZM78 118V114L76 115ZM34 117V116H33ZM64 117V116H63ZM1 118H2V115L0 114V125H2V121H1ZM12 118V117H11ZM25 118V117H24ZM23 118V119H24ZM31 118V117H30ZM193 118V117H192ZM3 119V118H2ZM13 119V118H12ZM26 119V118H25ZM33 119V118H32ZM80 119V118H79ZM77 119V120H79ZM22 120V119H21ZM14 121V120H13ZM12 121V122H13ZM28 121V120H27ZM26 121V122H27ZM30 121V120H29ZM10 122V121H9ZM11 122V123H12ZM24 122V121H23ZM31 122V121H30ZM34 122V121H33ZM38 122H40L38 120ZM28 123V122H27ZM32 123V122H31ZM191 123V124H192ZM29 124V123H28ZM26 125V124H25ZM38 126V125H37ZM40 127V126H39ZM190 127V126H189ZM238 127V128H237ZM0 132L2 130V126L0 127ZM27 128V127H26ZM35 128V127H34ZM33 128V129H34ZM38 128V127H37ZM44 128V129H45ZM32 129V130H33ZM43 129V130H44ZM22 130V129H21ZM36 130V129H35ZM26 131V130H25ZM45 131V130H44ZM34 132V131H33ZM32 132V133H33ZM48 132H45V133H48ZM72 132V131H71ZM182 132V131H181ZM31 133V134H32ZM24 134V133H23ZM28 133H26L27 135ZM50 134V133H49ZM54 134V135H55ZM180 134V133H179ZM184 134V133H182ZM25 135V134H24ZM61 136V135H60ZM175 136V135H173ZM14 137V136H13ZM177 137V136H176ZM12 138V137H11ZM25 138V136H24ZM13 139V138H12ZM15 139H17L15 137ZM23 138H21L22 140ZM176 140V138H174ZM26 140V139H25ZM34 140V139H33ZM173 140V139H172ZM12 141V140H11ZM14 142L16 140H13ZM12 141V142H13ZM168 142V141H167ZM170 142V140H169ZM11 143V142H10ZM9 143V145H10ZM24 143V142H23ZM26 143V142H25ZM32 143V142H31ZM192 143V142H191ZM13 144V143H12ZM16 144V143H15ZM27 144V143H26ZM29 144V143H28ZM34 144V143H33ZM169 144V143H168ZM194 144V143H193ZM17 145V144H16ZM14 145V146H16ZM149 145V144H148ZM147 145V146H148ZM161 145V144H160ZM163 145V144H162ZM8 146V145H7ZM192 146V145H191ZM189 146V147H191ZM159 147V146H158ZM163 147V146H162ZM6 148V147H5ZM8 148V147H7ZM10 148V146H9ZM29 148V147H28ZM31 148V146H30ZM169 148V149H168ZM11 149H12V146H11ZM10 149V150H11ZM16 149V148H15ZM13 149V150H15ZM21 149V148H20ZM27 149V148H25ZM23 149V151L25 150ZM161 150V147L159 148ZM164 149V148H163ZM190 149V150H189ZM9 150V149H8ZM154 150V149H152ZM193 150V152H192ZM136 151V150H135ZM2 152V151H1ZM4 152V151H3ZM7 152V151H5ZM11 152H13L11 150ZM10 152V153H11ZM15 152V151H14ZM13 152V153H14ZM26 152V151H25ZM151 152V151H150ZM2 154V153H1ZM7 154V153H5ZM4 154V155H5ZM133 154V153H132ZM148 154V153H147ZM18 155V154H17ZM137 155V154H136ZM3 156V155H2ZM11 156V155H10ZM9 156V157H10ZM60 157V156H59ZM137 157V156H136ZM153 157V156H152ZM84 159V158H83ZM77 160V159H76ZM85 160V159H84ZM59 161V160H57ZM83 161V160H81ZM79 162V161H78ZM54 163H55V160H54ZM51 164V163H50ZM56 164H60V161L59 163L57 162ZM78 164H81V163H78ZM140 164V163H139ZM152 164V163H151ZM142 165V164H141ZM183 165H186L187 169L184 168ZM53 166V165H52ZM57 166V165H56ZM77 166V165H76ZM80 166V165H78ZM177 166V167H176ZM141 167V166H140ZM48 168V166H47ZM46 168V170H47ZM54 168V167H53ZM59 168V167H58ZM62 168V167H61ZM69 170V168H67ZM185 169V170H184ZM56 170V169H55ZM64 170V169H63ZM67 170V171H68ZM197 170L199 171V173H197ZM203 171V172H206ZM51 171V170H50ZM76 171V170H75ZM79 171V170H78ZM46 172V171H45ZM181 172V173H182ZM202 172V173H203ZM218 172V173H219ZM13 173V172H12ZM64 173V172H63ZM62 173V174H63ZM79 173V172H77ZM75 173L74 171L73 172H70L68 171V178H70V180H74V183H76V180L79 181L78 177H79V174ZM163 173V174H164ZM186 173V172H185ZM184 173V174H185ZM212 173V174H213ZM66 174V172H65ZM77 174V175H76ZM204 174V173H203ZM203 174L202 175V178H203ZM208 174V173H207ZM206 173L204 175H207ZM210 174V173H209ZM220 174V173H219ZM231 174H228V175H231ZM91 175V174H90ZM157 175V174H155ZM188 175V174H186ZM199 175V176H201ZM64 176V175H63ZM78 176V177H77ZM165 176V175H164ZM211 176V175H209ZM214 176V175H213ZM64 177V178H66ZM154 177V176H153ZM151 177V178H153ZM185 177V176H184ZM230 177V176H229ZM240 177V178H239ZM67 178V179H68ZM158 178V177H157ZM205 178V176H204ZM209 178V177H208ZM221 178V177H220ZM156 179V177H155ZM225 179V178H223ZM8 180V179H7ZM154 180V179H153ZM203 180V179H202ZM206 180V179H204ZM216 180V178H215ZM221 180V179H220ZM238 180L235 182L237 184ZM3 181V180H2ZM11 181V180H9ZM84 181V180H83ZM195 181V182H196ZM209 181V179H208ZM231 181V182H232ZM6 182V181H5ZM8 182V181H7ZM16 182V181H14ZM20 182V181H19ZM34 182V181H33ZM65 182V181H64ZM68 182V181H66ZM71 182V181H70ZM164 182V181H163ZM204 182V181H203ZM202 182V183H203ZM211 183V181H209ZM213 182V181H212ZM223 182V181H222ZM229 182V181H228ZM10 183V182H9ZM28 183V181H27ZM72 183V182H71ZM73 183V184H74ZM199 183V184H198ZM197 184L198 185H201L200 182H198ZM209 183V184H210ZM215 183V182H214ZM219 183V181H218ZM241 183V182H240ZM8 184V183H6ZM13 184V183H12ZM20 184V183H19ZM83 184V183H82ZM208 184V183H207ZM235 184V185H236ZM1 185V183H0ZM4 184H2L1 186L3 187ZM32 185V184H31ZM35 185H36V182H35ZM75 185V184H74ZM223 185V184H222ZM225 185V184H224ZM23 186V185H22ZM55 186V185H54ZM60 185H58L57 187H59ZM209 186V185H208ZM219 186V185H218ZM1 187V188H2ZM20 187V186H19ZM17 187V188H19ZM27 187V186H26ZM30 185H28V189H30ZM55 186V188H57ZM62 187V186H61ZM203 187V186H202ZM211 187V186H210ZM238 187V185H237ZM241 187V186H240ZM5 188V187H3ZM2 188V189H3ZM9 188V187H8ZM50 188V187H49ZM69 188V187H68ZM82 188V187H81ZM217 188V187H216ZM21 189V188H20ZM23 189V188H22ZM214 189V188H213ZM239 189V188H238ZM6 190V189H5ZM8 190V189H7ZM24 190V189H23ZM50 190V189H48ZM53 190V189H52ZM73 190V189H72ZM71 190V191H72ZM208 190V188H207ZM4 191V190H3ZM37 191V190H36ZM60 191V190H59ZM62 191V190H61ZM75 191V190H74ZM238 191V190H237ZM235 191V192H237ZM15 192V191H14ZM25 192V191H23ZM47 192V190L45 191ZM53 192V191H52ZM2 193V192H1ZM50 193V195L52 194L50 191L47 192V194ZM75 193V192H74ZM77 193V192H76ZM85 193V192H84ZM88 193V192H87ZM23 194V193H22ZM26 194V193H25ZM24 196L23 197H19V199H17L18 201V204L16 207L17 209L14 208H6V207H3V202L2 204L0 203V264H140L142 263L143 261V257H144V251H146L147 249L148 250H156V247H155V244H154V241L157 239H155L154 241L150 238V237L145 233L143 234L141 237L139 236H135V237H132V238H127V239H124L122 244H119V246L115 249H112L113 251L111 253H109L108 251H106V247H107V243L104 242V237L102 235V233L97 230V224L94 225V221L90 220L89 217H87L86 215L84 216L86 218V221L88 223L87 225V228L90 227V229L88 228V231H90L89 233H87L88 236L86 237H90L91 238L94 236V240L95 238L97 239V245L96 246V252L95 253H81V251L79 249H77V245L79 246V238L81 239V236H85L83 234H86L84 229L82 230L80 223H82L83 221H81L80 223L74 225L73 221H71L72 223H67L66 220H64L67 215L71 218L70 215L73 216V211L74 209L70 206L72 205L71 203L69 204H65L64 205V201L62 203L61 202H58V203H62L61 204V207L59 210H61V212H58L59 210H55L56 213L58 212L61 216L63 217L64 215H66V217L64 218H61V220L63 221L62 223H65V224H61L59 225L57 222L54 223L53 220H50L48 218L49 214L46 215V213L44 212L43 209H41L43 212L39 213L38 210L36 213L35 212V206H34V203L32 202L33 199L36 200V198L38 197V194H37V197L36 198H32L30 199L32 196L35 197L34 195H28V196ZM56 194V193H55ZM78 194V193H77ZM236 194V193H234ZM233 194V195H234ZM53 195V194H52ZM79 195V194H78ZM77 195V197H79ZM87 195V194H86ZM239 195V194H238ZM237 195V196H238ZM83 196V195H82ZM80 195V197H82ZM222 196V195H221ZM236 196V197H237ZM241 196V195H240ZM243 196L241 198H243ZM48 197V196H46ZM45 197V198H46ZM62 197V196H61ZM214 197V196H212ZM211 197V198H212ZM223 197V196H222ZM235 197V196H234ZM215 198V197H214ZM213 198V199H214ZM48 200V198H46ZM50 199V198H49ZM61 199V198H60ZM64 199V198H63ZM80 200V198H78ZM78 199L76 200L78 202ZM83 199V198H82ZM217 199V198H216ZM215 199V200H216ZM225 199V198H224ZM223 199V200H224ZM227 199V198H226ZM234 199V198H233ZM236 199V198H235ZM1 197H0V202H1ZM39 200V199H38ZM46 200V201H47ZM62 200V199H61ZM212 200V199H211ZM37 201V200H36ZM49 201V200H48ZM52 201V200H51ZM217 201V200H216ZM227 200H224V202H226ZM44 202V200H43ZM50 202V201H49ZM66 202V201H65ZM83 202V201H82ZM233 202V201H232ZM48 203V202H47ZM55 203V202H53ZM217 203H219L217 201ZM221 203V202H220ZM219 203V204H220ZM223 203V202H222ZM228 203V201H227ZM235 203V201H234ZM247 203V202H246ZM45 204V203H44ZM59 204V205H60ZM80 204H82L80 202ZM79 204V205H80ZM84 204V203H83ZM218 204V205H219ZM231 204V203H230ZM229 204V205H230ZM36 207L39 208L37 206V204L35 203ZM39 205H42L39 204ZM50 204H48L49 206ZM54 205V204H52ZM76 205V204H75ZM228 205V204H227ZM226 205V207H227ZM234 205V204H233ZM44 207H47V205H43ZM42 206V207H43ZM56 206V205H55ZM58 206V205H57ZM43 207V208H44ZM222 207V206H221ZM58 208V207H57ZM75 208L77 209L78 207L75 206ZM83 208V207H82ZM84 208H86L84 206ZM224 208V207H223ZM233 208V207H232ZM239 208V207H238ZM49 209V208H48ZM52 209V208H51ZM50 209V210H51ZM54 209V208H53ZM80 209V208H78ZM240 209V208H239ZM244 209V208H243ZM40 210V211H41ZM46 210V209H45ZM84 211V209H82ZM86 210V209H85ZM228 210V209H227ZM230 210V209H229ZM242 210V209H241ZM54 211V210H53ZM77 212L79 210H76ZM74 211V213L76 212ZM243 211V210H242ZM50 212V211H49ZM52 212V211H51ZM76 212V213H77ZM86 212V211H85ZM84 212V213H85ZM129 212V211H127ZM232 212V211H231ZM235 212H238V211H235ZM57 213V214H58ZM91 213V212H90ZM213 213V212H212ZM234 213V212H232ZM240 212H238L239 214ZM53 214V213H51ZM83 214V213H82ZM222 214V213H221ZM243 214V213H242ZM240 214V215H242ZM55 215V214H54ZM78 216L79 218V215L78 213L77 214H74V216ZM92 215V214H91ZM90 215V216H91ZM124 215V214H123ZM128 215V214H127ZM126 215V216H127ZM52 216V215H51ZM59 216H56L57 218ZM82 216V215H80ZM89 216V214H88ZM210 216V215H209ZM217 216V215H216ZM215 216V217H216ZM225 216V215H223ZM243 216V215H242ZM54 218V219H57V218ZM92 217V216H91ZM90 217V218H91ZM213 217V216H212ZM212 217L210 218V221L212 222ZM220 217V216H219ZM70 218H67V221L68 219ZM76 218V219H78ZM84 218V219H85ZM95 218V217H94ZM93 218V219H94ZM193 218V217H192ZM192 218H190L189 220L192 221ZM253 218V219H252ZM73 219V217L71 218V220ZM83 219V218H82ZM247 219V218H246ZM58 220V219H57ZM60 220V219H59ZM60 220V222H61ZM79 220V219H78ZM77 220V221H78ZM100 220V219H99ZM221 220H224V219H221ZM220 220V221H221ZM56 221V220H55ZM70 221V220H69ZM102 221V220H101ZM132 221V220H131ZM130 221V223H131ZM214 221H218V218H215ZM59 222V221H58ZM128 223V221H126ZM193 222V221H192ZM224 222V221H223ZM243 222V221H242ZM241 222V224H242ZM84 223V224H83ZM82 224L85 225V222H83ZM98 225H99V222H97ZM67 224H69L67 226ZM73 224V225H72ZM101 224V223H100ZM224 224V223H222ZM226 224V223H225ZM224 224V225H225ZM252 224V225H250ZM129 225V224H128ZM133 225V224H132ZM232 225V223H231ZM234 225V224H233ZM236 225V224H235ZM234 225V226H235ZM238 225V224H237ZM236 225V226H237ZM86 226V225H85ZM127 226V224H126ZM130 226V225H129ZM219 226V225H218ZM223 226V225H221ZM229 226V225H228ZM245 226V225H244ZM100 227V226H99ZM146 227V226H145ZM157 227V226H156ZM225 227V226H224ZM246 227V226H245ZM84 228V226H83ZM220 228V227H219ZM222 228V227H221ZM231 228V227H230ZM233 228V227H232ZM236 228V227H234ZM242 228V227H240ZM250 228V229H249ZM252 228V229H251ZM158 229V228H156ZM215 229V228H214ZM224 229V228H223ZM226 229V228H225ZM244 229V228H243ZM82 230V231H81ZM101 230V229H100ZM132 230V229H131ZM145 230V229H144ZM227 230V229H226ZM225 230V231H226ZM229 230V229H228ZM233 230V229H232ZM235 230V229H234ZM253 230L255 231L253 235H251L253 233ZM87 231V230H86ZM147 231V230H146ZM145 231V232H146ZM224 231V232H225ZM83 232V234H82ZM135 232V231H134ZM212 229L209 227L208 230H207V233H202V238H200L199 240H197V245H198V249L199 247L201 246H206V243H207V240L208 238H210V236L212 237ZM144 233V232H142ZM133 234V232H132ZM227 234V233H225ZM106 235V234H104ZM136 235V234H135ZM138 235V234H137ZM209 236V237H208ZM226 236V235H225ZM153 237V236H152ZM224 238V237H223ZM83 239V238H82ZM81 239V240H82ZM88 239V238H86ZM85 239V240H86ZM211 239V238H210ZM255 239V240H256ZM73 240V242H72ZM261 240V241H262ZM157 241V240H156ZM193 241V240H191ZM215 241V240H214ZM260 241V242H261ZM252 242V241H251ZM257 242V241H256ZM259 242V244H260ZM70 243V244H69ZM209 243V242H208ZM207 243V244H208ZM214 243V242H213ZM74 244L76 245V247H73ZM158 244V242L156 243ZM177 244V243H176ZM216 244V243H215ZM258 244V246H259ZM191 245V244H189ZM211 245V244H210ZM257 246V247H258ZM261 246V247H260ZM258 248L260 249H257L259 251H257L255 253V263L253 262V264H264V247L262 248V246L264 245H261ZM194 247V246H193ZM200 247V248H201ZM211 247V246H210ZM215 247H217L215 245ZM195 248H197L196 244H195ZM194 248V249H195ZM219 248V246H218ZM192 249V248H191ZM220 249V248H219ZM250 249V248H249ZM193 250V249H192ZM191 250V252H193ZM207 250V249H206ZM210 250V248H209ZM213 250V249H212ZM223 250V249H222ZM227 250V251H228ZM244 250V251H243ZM256 250V249H255ZM211 251V250H210ZM216 251V250H215ZM221 251V249H220ZM226 251V250H225ZM226 251V252H227ZM85 252V251H84ZM154 252V251H153ZM157 252V251H156ZM154 252V254L156 253ZM219 252V251H218ZM225 252V253H226ZM248 252V251H247ZM212 253V252H211ZM221 253V252H219ZM224 253V252H222ZM250 253V252H249ZM227 254V253H226ZM225 254V255H226ZM253 254V253H251ZM241 255V260L242 259V256ZM155 256V255H154ZM246 256V255H245ZM160 257V256H159ZM240 257V256H239ZM158 258V257H157ZM161 258V257H160ZM248 258V257H247ZM246 258V259H247ZM146 260V259H145ZM164 260V259H163ZM222 260V259H221ZM240 260V261H241ZM162 261V259H161ZM245 261V260H244ZM247 261V260H246ZM249 261V260H248ZM146 262V261H145ZM144 263V261H143ZM215 263V262H214ZM221 264L220 260L218 261L217 264ZM237 263V262H236ZM244 263V262H243ZM145 264V263H144ZM251 264V263H250Z\"/></svg>",
  "mask_w": 264,
  "mask_h": 264
}]
</instances>
